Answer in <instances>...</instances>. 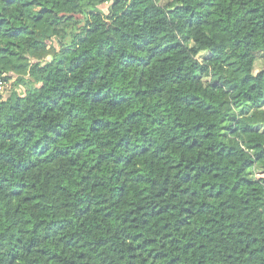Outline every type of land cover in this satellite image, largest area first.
<instances>
[{"label": "trees", "instance_id": "obj_1", "mask_svg": "<svg viewBox=\"0 0 264 264\" xmlns=\"http://www.w3.org/2000/svg\"><path fill=\"white\" fill-rule=\"evenodd\" d=\"M0 81V264H264V0H0Z\"/></svg>", "mask_w": 264, "mask_h": 264}, {"label": "rangeland", "instance_id": "obj_2", "mask_svg": "<svg viewBox=\"0 0 264 264\" xmlns=\"http://www.w3.org/2000/svg\"><path fill=\"white\" fill-rule=\"evenodd\" d=\"M107 5H104L102 6L101 8L103 10H107ZM191 50H192V54L193 56L199 60V61H203L205 58L208 57V55L210 54L209 53V50L206 46H202V45H191ZM12 86H13V81L12 82H9L7 83L6 87H5V90H4V93L6 94V96L11 92L12 90ZM257 176H261L257 173Z\"/></svg>", "mask_w": 264, "mask_h": 264}, {"label": "built area", "instance_id": "obj_3", "mask_svg": "<svg viewBox=\"0 0 264 264\" xmlns=\"http://www.w3.org/2000/svg\"><path fill=\"white\" fill-rule=\"evenodd\" d=\"M6 85V82L0 81V98H4L6 96V94L4 93Z\"/></svg>", "mask_w": 264, "mask_h": 264}]
</instances>
